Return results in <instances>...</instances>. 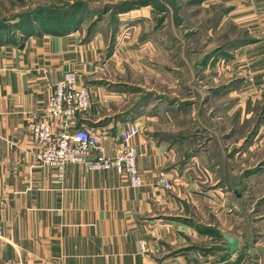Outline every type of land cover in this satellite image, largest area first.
Masks as SVG:
<instances>
[{
  "label": "crops",
  "instance_id": "crops-1",
  "mask_svg": "<svg viewBox=\"0 0 264 264\" xmlns=\"http://www.w3.org/2000/svg\"><path fill=\"white\" fill-rule=\"evenodd\" d=\"M151 6L123 13L132 35L111 51L118 21L109 36L98 23L0 31V264H264V0H184L187 19L202 13V28L184 27L185 53L176 34L156 36L154 23L143 30ZM226 27L238 34L214 42L210 34ZM198 33L202 50L193 49ZM180 58L184 83L174 74ZM134 59L151 63L136 83L123 81ZM70 70L90 98L70 126L96 134L107 156L137 123L140 187L77 164L58 183L38 165L30 123ZM150 71L168 75L167 90L146 86ZM221 232L238 241L234 254L221 250Z\"/></svg>",
  "mask_w": 264,
  "mask_h": 264
},
{
  "label": "rangeland",
  "instance_id": "rangeland-1",
  "mask_svg": "<svg viewBox=\"0 0 264 264\" xmlns=\"http://www.w3.org/2000/svg\"><path fill=\"white\" fill-rule=\"evenodd\" d=\"M143 1L149 0H0V23H4L5 27H13L15 25L20 24H24L23 26L34 24L37 26L41 25L42 27L47 29H59L61 28V26H64L65 29L67 26L71 25V23L75 21V23L81 24L80 26L82 29H88L89 25L93 23H98L99 29L102 30L105 34H108L109 36V33H111L110 28H112L113 30V25L118 22V24L122 23L123 13L125 15L131 14L133 15V18H135L137 12L133 11V9L138 7V5L135 4H140ZM150 1L152 2V11L149 14V20L145 21L142 26L146 27L148 21H150L151 24L148 27L143 28V30L149 31L151 25H153L154 23L155 27L152 28V31L155 33L156 36L159 35L160 37L168 38L176 34L178 38H181V42L179 43V45H177V51H179V53H185V48L189 45L186 46L184 44V39L186 37V30L184 29V27L190 28V26L193 24L194 29L202 28V13L199 12L197 15L198 18H195V20H189L186 18V13H189V9H185L184 0ZM169 3H171V5ZM175 16H177L176 19ZM177 22H180V26L178 25V27H175L178 24ZM125 23H122L121 27L119 28L118 33L115 36V40H110V51L113 48L115 49L117 46H119L121 41H123L125 38H128L132 35L131 30H128ZM118 24H116L115 27H118ZM223 31H213V33L210 34V36L214 38V42L221 43L223 41L221 37H223V35L225 34L228 35L229 38L235 37L238 34L233 31L232 28L227 27L225 28V31L227 33H223ZM204 35V32H202V39H204ZM196 39H198V42L194 43L193 49L202 50L199 41V33L198 35H196ZM137 61L140 60L134 59L127 63L125 69L129 71H127L125 75H123V81H132L136 83L137 79L140 78L136 75L138 73L137 69H142L143 67L147 68L148 65L151 63L150 61L141 60L138 64ZM178 61L181 62L182 65L178 67L177 71L174 73L176 78H178L179 82L181 83H184V81H189L191 78V76L189 77V70L185 67L182 58H180ZM162 63L168 65V58L164 59ZM155 71L157 70L155 69ZM160 73L162 72L160 71ZM117 78L121 77L118 76ZM167 80L168 75L166 73L164 74V76L161 77L159 75L157 79H155L152 76V71H150L149 75H147L145 83L146 86L154 87V89L157 90H167V83H164L167 82ZM177 93L181 98H184V96L186 95L184 90L182 89H179ZM238 165L239 167H242L241 164ZM251 194L252 192L250 193L249 191L248 196H251ZM254 194L257 195V193L255 192ZM256 195L255 198L257 197ZM255 200L256 199L248 200L249 202L247 205L249 208H259V206L256 205V203H258V200Z\"/></svg>",
  "mask_w": 264,
  "mask_h": 264
},
{
  "label": "built area",
  "instance_id": "built-area-1",
  "mask_svg": "<svg viewBox=\"0 0 264 264\" xmlns=\"http://www.w3.org/2000/svg\"><path fill=\"white\" fill-rule=\"evenodd\" d=\"M89 107V89L78 82L75 70L65 72L53 85L45 112L33 117L30 123V138L38 147L34 155L38 165L52 169L58 183L63 182L65 167L68 164H77L87 171H114L125 176L131 187H140L137 151L131 143L132 137L138 131L137 123L130 121L120 130L119 147L112 156H107L96 134L85 128L70 126L73 116ZM56 120L62 122L59 131L53 129V122ZM164 187H169L167 180L164 181ZM140 251H148L144 242L140 243Z\"/></svg>",
  "mask_w": 264,
  "mask_h": 264
},
{
  "label": "water",
  "instance_id": "water-1",
  "mask_svg": "<svg viewBox=\"0 0 264 264\" xmlns=\"http://www.w3.org/2000/svg\"><path fill=\"white\" fill-rule=\"evenodd\" d=\"M220 236L224 245L222 246L221 250L227 252V255L234 254L239 249V243L236 239L232 236L228 235L225 232H221Z\"/></svg>",
  "mask_w": 264,
  "mask_h": 264
},
{
  "label": "trees",
  "instance_id": "trees-1",
  "mask_svg": "<svg viewBox=\"0 0 264 264\" xmlns=\"http://www.w3.org/2000/svg\"><path fill=\"white\" fill-rule=\"evenodd\" d=\"M147 2L148 1H143V2H141L140 4H135V5H138V6H142V5H145V4H147ZM132 7V6H131ZM131 9H133V8H131ZM130 10V9H129ZM76 22V21H75ZM75 22H72L71 23V25H69V26H67L65 29H64V26H61V28H59V30H68V29H71V28H73V26H74V23ZM24 25V24H23ZM23 25L22 24H20V25H15V26H7V27H5L4 26V23H0V31L1 30H9V29H21L22 27H23ZM91 28V27H90ZM47 29V28H46ZM51 30H55V29H51ZM58 30V29H57Z\"/></svg>",
  "mask_w": 264,
  "mask_h": 264
}]
</instances>
